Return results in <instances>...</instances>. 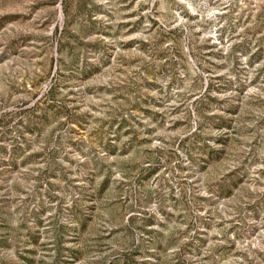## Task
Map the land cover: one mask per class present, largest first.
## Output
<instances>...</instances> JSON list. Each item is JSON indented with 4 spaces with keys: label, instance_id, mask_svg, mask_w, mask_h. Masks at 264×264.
I'll list each match as a JSON object with an SVG mask.
<instances>
[{
    "label": "rangeland",
    "instance_id": "rangeland-1",
    "mask_svg": "<svg viewBox=\"0 0 264 264\" xmlns=\"http://www.w3.org/2000/svg\"><path fill=\"white\" fill-rule=\"evenodd\" d=\"M0 264H264V0H0Z\"/></svg>",
    "mask_w": 264,
    "mask_h": 264
}]
</instances>
